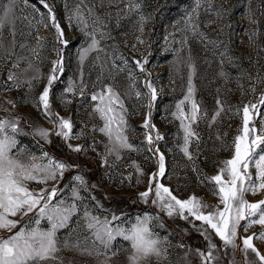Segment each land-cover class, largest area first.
Wrapping results in <instances>:
<instances>
[{"label":"rangeland","instance_id":"374dc122","mask_svg":"<svg viewBox=\"0 0 264 264\" xmlns=\"http://www.w3.org/2000/svg\"><path fill=\"white\" fill-rule=\"evenodd\" d=\"M134 2L136 6L129 9V0H103V7L101 0H44L65 33V45L58 42L41 0H18L16 13L27 19L17 21L14 47L10 48L13 38L7 29L4 31L0 47V118L17 120V131L7 130L17 141L10 154L17 156L20 149H26L17 158L27 163L28 153L40 157L47 152L71 165L55 182H26L30 190L57 187L53 204L64 200L78 205L66 226L57 230L62 242L58 256L63 264L105 261V255L85 251L92 249V240L85 239L92 236L83 219L87 207L91 216L101 221H111L113 214L119 216L124 223L112 221V225L124 228H131L137 218L153 217L149 227L164 251L159 264H261L251 250L241 251V237L264 231L260 225H253L247 232L239 227L233 248L201 221L191 216L181 218L175 212L169 216L159 202L152 201L156 199L155 185L163 184L180 200L195 196L208 206L202 209L205 213L215 206L223 209L210 178L219 174L225 167L222 162L234 155V138L243 135L245 105L257 106L250 108L249 128L255 132H250L249 141L264 135V104L260 102L264 95V0ZM78 6L80 13L76 12ZM55 60H61L62 71L49 92L51 110L58 114L53 119L71 120L73 135L79 139L65 141L56 136V125L46 118L43 106H38ZM189 79L193 92L191 100L183 105L184 118H180L176 104L188 95ZM148 82L157 90L155 101H151ZM106 87H112L124 105L123 133L131 147L121 148L118 154L108 151L112 146L108 137L95 130L103 127L104 121L93 111L99 101H92L91 96ZM192 100L199 106L196 121L187 118ZM146 117L148 128L143 126ZM185 125L194 133L188 139L187 154L183 151ZM39 129L51 135L43 139ZM146 134L152 135L151 144ZM67 144L79 145L83 150L70 151ZM161 154L163 176L159 175ZM249 171L255 180V167L250 165ZM154 174L155 179L150 181ZM77 175L83 177L84 185L74 180ZM150 182L153 192L145 200L140 194L148 191ZM73 188L79 197H73ZM245 199L251 203L264 200V191L246 193ZM10 218L22 222L11 232L0 230L2 237L29 224L28 217ZM30 227L46 231L51 225L40 218L39 225L32 223ZM204 230L216 246L212 249L215 259L207 258L209 240L202 234ZM65 241L67 247L63 246ZM253 244L264 254V241L254 239ZM114 250L118 251L113 254ZM99 251L105 250L100 246ZM133 252L130 241L117 236L106 253L107 264H129ZM141 264H157V258L151 256Z\"/></svg>","mask_w":264,"mask_h":264},{"label":"snow or ice","instance_id":"6c2138e0","mask_svg":"<svg viewBox=\"0 0 264 264\" xmlns=\"http://www.w3.org/2000/svg\"><path fill=\"white\" fill-rule=\"evenodd\" d=\"M18 0H0V47H3L4 31L7 29L8 35L13 39L10 41V48L15 45V37L17 35V21L26 20L27 17H20L16 13ZM26 2V0H25ZM111 2V0H110ZM44 3V0H41ZM83 3V0H81ZM103 7V0H101ZM134 0H129V9L135 7ZM44 7L48 9V18L52 22V27L56 30L57 40L61 44H67L68 41L64 38L65 33L60 27L55 14L51 7L44 3ZM82 10L78 6L76 12ZM92 9H89L91 13ZM72 17H69L71 21ZM143 29L141 28V31ZM40 39V38H38ZM143 43V41H140ZM93 41V47L95 46ZM10 53V49L8 50ZM87 51V50H85ZM83 59V54H81ZM53 68L48 76L47 85L39 96L38 106L42 105L45 111L46 118L56 125L55 135L67 141L69 139H79L78 135H73V124L71 120L64 118L53 119L58 114L52 112L49 103L50 87L58 78V73L62 71L59 67L61 60L52 62ZM140 63L139 61L137 62ZM141 70L143 67L141 65ZM14 77L9 76V79ZM147 87L151 89V101L157 98V90L152 86L151 82L147 83ZM72 88L69 86L68 91ZM255 91V89H252ZM193 88L191 79H189L188 95L184 100L176 104L177 112L180 118H184L183 105L186 101L191 100ZM140 95V93H137ZM92 101H99L93 109L95 113L100 115L104 121L103 127L95 129L103 132L112 145L108 148L109 152L118 154L121 148H130L127 143V138L124 136L123 129L126 124L124 119V105L120 96L113 90L112 87L102 88L99 93H93ZM260 102L264 104V95L261 96ZM151 102L149 108H151ZM256 105H245L243 108V135H237L234 138V155L231 159L223 161L224 168L220 169L219 174L212 176L210 179L215 182L213 187L214 194L220 196L223 209L215 206L212 211L205 213L203 208L208 207L195 196L186 200H180L174 196L171 190L163 184H156L154 195L156 197L152 203H160L161 207L167 210L168 215L172 216L177 213L181 218L188 219L193 217L196 221H201L204 225L214 230L215 235L227 246L236 247L235 238L237 229L243 228L247 232L253 225H260L264 228V200L251 203L245 199L246 193L258 194L259 191H264V135H256L249 141L250 132H255V129L249 128L250 108L256 109ZM199 106L192 100L190 115L187 117L191 121L198 119ZM174 115H176L174 113ZM17 120H4L0 118V230L16 229L21 220L11 219L10 217L20 216L28 217L29 224L21 227L14 234L8 237L0 236V264H63L58 252L61 250V241L56 233L59 228L66 226L70 217L78 210L76 203L66 204L64 200H58L55 204L52 201L57 197L59 189L57 187H40L37 190H30L26 186V182L35 181L37 184L46 185L49 181L55 182L58 177L63 178L66 170L71 168V165L56 160L49 153L43 152L40 157L28 153L29 162H24L17 158L22 153H26V149H20L17 156L11 155V150L16 147L17 141L12 135H9L8 129L12 133L17 131ZM149 127L148 118H145L143 125ZM154 127V126H153ZM185 147L183 151L187 154V142L190 136L194 135L190 126L185 125ZM39 134L43 139H47L51 135L45 129H39ZM147 142L152 143L153 137L151 134H146ZM160 139L159 135L156 137ZM70 151L79 153L83 149L77 145L67 144ZM107 147V146H106ZM257 149H260L258 152ZM151 150V149H150ZM37 160L45 161L46 163H36ZM250 165L256 169V178L253 180L252 173L249 171ZM165 173L164 156H159V175ZM227 174V179L224 174ZM155 179V174L150 178ZM74 180L79 182V185H84L86 182L82 176H75ZM218 189V191H217ZM153 192V186L150 182L148 191L141 193V197L145 200L150 193ZM73 197H79V192L73 188ZM34 210L35 211L34 213ZM29 213H34V216H29ZM187 213V215H185ZM39 217V218H36ZM40 218H46L51 227L48 230L32 228L30 225L35 223L40 224ZM83 219L87 221V229L92 233L91 237L85 238L92 240V249H85L90 255L95 252L96 255H105L103 264H107L108 256L106 253L111 249L112 241L120 236L126 241H130V247L134 250L133 255L129 259V264H141V261L148 259L151 256L159 260L164 256V251L159 247L161 241L156 238V234L150 229L149 221L153 217L145 216L137 218L135 224L131 228H124L120 225L113 226L112 221L120 220V217L113 214L111 221L105 218L103 221L100 218L91 216L87 207L83 212ZM241 221L244 224L241 225ZM200 230V229H198ZM202 234L206 235L209 240L208 259H215L212 254V249L216 246L211 243L210 235H207V230ZM259 239L264 241V231L251 236H242L243 248L241 251L247 253L251 250L256 254L261 264H264V254L254 246L253 240ZM97 242H99L97 244ZM63 246L67 247V242H63ZM100 246L105 250L104 253L99 251ZM118 250H114L113 254Z\"/></svg>","mask_w":264,"mask_h":264}]
</instances>
